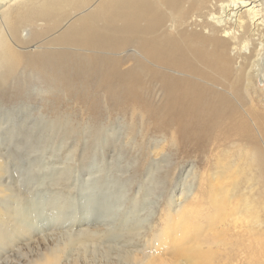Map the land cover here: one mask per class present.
<instances>
[{
  "label": "bare ground",
  "instance_id": "obj_1",
  "mask_svg": "<svg viewBox=\"0 0 264 264\" xmlns=\"http://www.w3.org/2000/svg\"><path fill=\"white\" fill-rule=\"evenodd\" d=\"M46 22L60 34L41 53L11 45L41 48ZM24 60L88 111L99 101L100 128L129 115L177 137L183 171L197 162L156 222L88 226L28 264H227L234 246L264 244V0H0V99L23 97ZM12 198L0 182V200ZM26 215L0 204L1 252L37 240ZM74 250L83 261L68 260Z\"/></svg>",
  "mask_w": 264,
  "mask_h": 264
},
{
  "label": "rangeland",
  "instance_id": "obj_2",
  "mask_svg": "<svg viewBox=\"0 0 264 264\" xmlns=\"http://www.w3.org/2000/svg\"><path fill=\"white\" fill-rule=\"evenodd\" d=\"M53 25L45 23L47 33L36 39L39 49L30 51L34 43L11 45L23 56L41 53L60 34L52 31ZM30 65L28 60L17 64L23 97L13 104L0 99V182L13 197L0 204L27 214L39 239L30 245L13 244L12 250L6 245L0 250V264H28L88 226L115 232L137 219L154 223L161 209L180 202L186 171L197 162L191 157L182 170L177 137L163 142L141 124L134 128L129 115L113 113L100 128L99 101H92L98 108L88 111L86 104L57 94L33 77ZM261 198L264 202V193ZM255 247L234 246L227 257L231 264H264V254H259L264 244L259 251ZM79 252H70L68 260L83 261ZM100 255L94 257L103 261Z\"/></svg>",
  "mask_w": 264,
  "mask_h": 264
}]
</instances>
